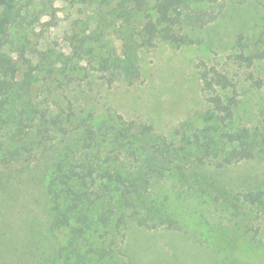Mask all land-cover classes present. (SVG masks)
<instances>
[{
  "label": "rangeland",
  "instance_id": "rangeland-1",
  "mask_svg": "<svg viewBox=\"0 0 264 264\" xmlns=\"http://www.w3.org/2000/svg\"><path fill=\"white\" fill-rule=\"evenodd\" d=\"M257 2L225 0L221 17L204 29L192 30L194 42L182 46L159 42L151 48H128L122 33L134 27L133 24L129 29L125 23L128 0H58L54 5V25H42L50 20L45 17L36 33L42 34L39 48L47 51L43 61L46 66L67 69L70 76L77 77L65 91L78 113L92 114L98 120L114 119L117 124L134 121L151 125L176 146L185 138L189 147L192 135L205 128L219 140L223 133L245 127L257 142H264V63L248 69L234 59V54L239 53L237 36L244 34L246 44L252 45L255 34L264 29V8ZM85 22L93 23L95 32L103 37L99 53L124 62L132 75L116 74L115 81L109 84V74L102 77L104 74L94 71L87 60L60 62L63 57L57 58L58 54L71 55L68 36L73 32L82 34ZM16 37L24 36L14 34ZM30 38L27 49L35 50V40ZM39 61L34 58V64ZM201 62L217 66L238 82L239 105L234 120L228 124L218 122L206 102L199 80ZM56 80H44L43 73H30L28 66L19 64L20 93L4 116L13 120L18 117L17 109H26L25 118L31 116L38 123L36 109L46 110L48 117L58 113L54 102L63 105L65 101ZM34 132L36 135L25 137L11 123L0 130L4 150H14L32 139L53 142L39 153L36 162L20 171L12 197L0 202L5 214L1 223L9 225L5 227L10 242L8 264H60L64 259L59 251L65 246L67 233L51 229L45 186L64 148L61 142H74L76 138L71 135L69 140L47 141L37 126ZM260 186L264 187V163L260 160L222 168L180 163L173 172L154 180L149 194L176 215L182 230L131 226L124 240H117L120 251L108 264H264V205L246 209L239 196L243 190ZM253 227H259L257 237L263 247L251 248L242 238L244 228Z\"/></svg>",
  "mask_w": 264,
  "mask_h": 264
},
{
  "label": "trees",
  "instance_id": "trees-1",
  "mask_svg": "<svg viewBox=\"0 0 264 264\" xmlns=\"http://www.w3.org/2000/svg\"><path fill=\"white\" fill-rule=\"evenodd\" d=\"M57 1L0 0V130L11 123L19 133H25V137L36 135L34 127L37 126L38 133L47 141L69 140L71 135L76 138L74 142H61L64 148L45 186L52 216L50 226L52 230H66L67 233L65 246L59 251L64 258L60 264H108L120 251L117 240H124L131 226L147 230H182L176 215L150 196L154 180L173 172L183 162L189 166L207 164L219 168L251 160L264 163V142H257L245 127L223 133L219 140L205 128L192 135L189 147L185 138L176 146L167 137L158 135L151 125L134 121L117 124L114 119L98 120L92 114L78 113L65 91L77 77L70 76L67 69L46 66L43 61L47 59V51L39 48L42 34L36 33L45 17L50 20L42 25H54ZM128 1L125 23L129 29L133 24L134 27L126 33L122 31L124 40L128 48H151L159 42L178 46L193 43L192 30L215 23L223 14L225 0ZM256 5L264 8L263 1L258 0ZM85 24L82 34L73 32L68 36L71 55L58 54L57 58L63 57L60 62L87 60L94 71L104 74L102 77L109 74L110 77H106L109 84L115 81L116 74L132 75L127 64L99 53L104 45L103 37L95 32L93 23ZM14 34L24 37L14 38ZM30 36L35 40V50L27 49L32 42ZM245 41L244 34L237 36L239 53L234 54V59L240 66L256 69L258 62L264 63V29L255 34L252 45ZM36 57L40 61L34 64ZM19 64L28 66L30 73H43L44 80L57 79L65 101L63 105L54 102L60 110L58 113L48 117L46 110L36 109L38 123L31 116L25 118L26 109H17L18 117L13 120L4 116L12 99L17 100L20 93L17 88ZM199 80L217 121L221 124L233 121L239 105L238 82L206 62L200 64ZM33 140L14 150H4L6 147L0 142V202L5 203L14 194L20 171L36 162L39 153L53 143ZM239 196L246 209L264 205V187L243 190ZM236 213L241 218L240 213ZM244 213L247 216L245 210ZM0 218H5L1 209ZM1 222L0 264H8L10 242L6 239L5 227L9 225ZM259 232V227L244 228L241 236L249 247L257 249L263 247L257 237Z\"/></svg>",
  "mask_w": 264,
  "mask_h": 264
}]
</instances>
